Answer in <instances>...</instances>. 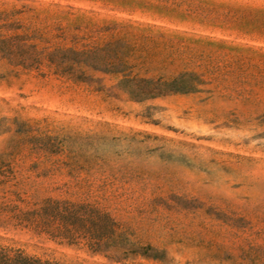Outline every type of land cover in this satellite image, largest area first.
<instances>
[{"label":"rangeland","instance_id":"374dc122","mask_svg":"<svg viewBox=\"0 0 264 264\" xmlns=\"http://www.w3.org/2000/svg\"><path fill=\"white\" fill-rule=\"evenodd\" d=\"M0 28L1 248L54 264H264V0H0ZM95 49L86 83L58 74L76 69L65 52ZM121 70L200 84L139 101ZM47 199L88 207L72 243L23 221Z\"/></svg>","mask_w":264,"mask_h":264},{"label":"trees","instance_id":"16d2710c","mask_svg":"<svg viewBox=\"0 0 264 264\" xmlns=\"http://www.w3.org/2000/svg\"><path fill=\"white\" fill-rule=\"evenodd\" d=\"M10 43L11 40H4L3 36L0 35V46H3L5 50L8 49ZM100 52L101 50L99 49L81 52L67 51L65 53L71 55L74 58V64L76 65V69L74 72H70V70L65 71L62 66L63 63H60L61 65H58L57 72L61 77H65L67 80L73 83H86V70L89 67L88 62L91 58L90 56L100 54ZM52 63H55V61ZM124 66L125 65L121 63L119 67L124 68ZM125 72L126 70L115 72L116 74L123 75V81L120 83V88L132 99L139 101L164 97L167 95L194 93L196 91L195 84H200L197 79L187 81L186 78L190 76H180L179 78L171 82H165L161 80L155 82L140 80L135 77H132L131 74H126ZM35 205L37 208L25 213L24 216L26 217L23 221L27 223L29 227L36 226L37 228H41V233L43 231H46L54 237H57L52 234L55 233V229H61L65 231L64 235H62L61 238L68 241L69 243L75 241V239L70 235V229L73 224L75 222L86 223V221H88V218H90V215H88V207L86 208V206H78L68 201L47 199ZM89 214H93V212H90ZM96 217L99 216L97 215ZM110 239L111 237H107L106 235H102L97 238H92L90 239V247L92 249H96V251L99 252L105 242L108 243L107 241H109ZM0 264L54 263L43 262L39 259L25 255L20 251H12L10 249H4L0 247Z\"/></svg>","mask_w":264,"mask_h":264}]
</instances>
